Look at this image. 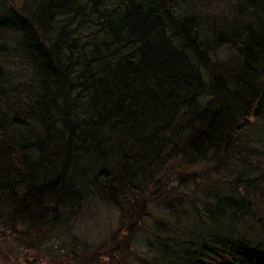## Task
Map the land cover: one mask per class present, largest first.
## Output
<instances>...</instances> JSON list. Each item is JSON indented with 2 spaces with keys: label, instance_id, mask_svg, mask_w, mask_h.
Returning <instances> with one entry per match:
<instances>
[{
  "label": "trees",
  "instance_id": "trees-1",
  "mask_svg": "<svg viewBox=\"0 0 264 264\" xmlns=\"http://www.w3.org/2000/svg\"><path fill=\"white\" fill-rule=\"evenodd\" d=\"M263 88L264 0H0V246L264 264Z\"/></svg>",
  "mask_w": 264,
  "mask_h": 264
},
{
  "label": "rangeland",
  "instance_id": "rangeland-1",
  "mask_svg": "<svg viewBox=\"0 0 264 264\" xmlns=\"http://www.w3.org/2000/svg\"><path fill=\"white\" fill-rule=\"evenodd\" d=\"M256 123L257 122H255L254 124ZM112 216H113V219L115 220L114 215ZM113 219L107 218L104 226L107 227L110 224L114 223ZM100 224L95 226L91 233H88L90 237H98L104 234L107 228H105L104 226ZM8 245L16 246V244H8ZM32 253H35V252L23 251L19 254H13L9 252L7 249L5 250L2 246H0V264H46L45 259H47L50 262L49 264H51V257H47L43 254L35 255Z\"/></svg>",
  "mask_w": 264,
  "mask_h": 264
},
{
  "label": "water",
  "instance_id": "water-1",
  "mask_svg": "<svg viewBox=\"0 0 264 264\" xmlns=\"http://www.w3.org/2000/svg\"><path fill=\"white\" fill-rule=\"evenodd\" d=\"M264 110V88L261 92V95L256 103V106L253 109L254 115L258 116Z\"/></svg>",
  "mask_w": 264,
  "mask_h": 264
}]
</instances>
